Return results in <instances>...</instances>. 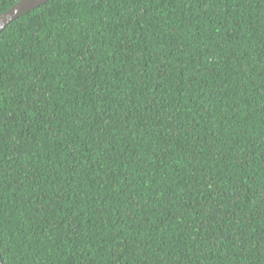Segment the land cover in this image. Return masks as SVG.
Segmentation results:
<instances>
[{
    "label": "trees",
    "instance_id": "trees-1",
    "mask_svg": "<svg viewBox=\"0 0 264 264\" xmlns=\"http://www.w3.org/2000/svg\"><path fill=\"white\" fill-rule=\"evenodd\" d=\"M0 258L264 264V0H50L8 24Z\"/></svg>",
    "mask_w": 264,
    "mask_h": 264
},
{
    "label": "water",
    "instance_id": "water-1",
    "mask_svg": "<svg viewBox=\"0 0 264 264\" xmlns=\"http://www.w3.org/2000/svg\"><path fill=\"white\" fill-rule=\"evenodd\" d=\"M50 0H21L15 6L10 8L8 11L0 15V33L2 30L10 24L12 21L24 15L31 10L40 7L44 3H47ZM0 264H3V261L0 258Z\"/></svg>",
    "mask_w": 264,
    "mask_h": 264
}]
</instances>
